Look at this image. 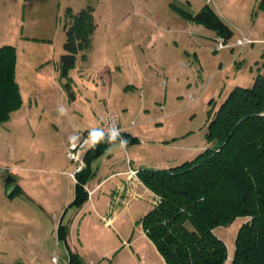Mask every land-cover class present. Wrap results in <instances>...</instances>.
<instances>
[{
  "label": "rangeland",
  "instance_id": "374dc122",
  "mask_svg": "<svg viewBox=\"0 0 264 264\" xmlns=\"http://www.w3.org/2000/svg\"><path fill=\"white\" fill-rule=\"evenodd\" d=\"M259 1L206 3L232 31L225 39L226 46L216 49L215 38L221 35L215 29L186 21L175 10L195 14L204 0H189L190 4L187 0H0V46L15 48V80L20 81L22 93L20 108L0 123L1 213L24 210L30 207L28 203L38 208L47 201L53 208L48 213L53 221L51 248L64 259L63 243L56 240L55 228L64 198L72 199L73 186L58 184V168L67 162L68 175L74 163L66 158L64 146L53 142L62 134H73L69 138L78 135L84 128L101 126L86 132H102L106 112L113 113L118 123L127 125L140 138L127 146L145 161L139 169H150L151 165L161 168L157 165L160 160L171 159L179 151L187 154L182 161L167 163V168L176 166L212 146L205 138L208 111L214 113L234 86L250 87L256 74L264 73V42L256 40L264 38V11ZM87 5L94 8L96 28L86 59L78 55L68 73L74 95L68 100L58 72L64 53V14L67 7L77 12ZM243 36L252 43L237 45ZM122 163L125 154L117 155L114 166ZM5 171L23 177L20 180L34 202H24L20 196L12 200L6 197ZM142 195L121 202L126 208L119 221L129 229L127 237L131 235L134 243L124 246L113 264H162L142 238H135L138 231L133 220L152 206L149 196ZM246 219L236 218L228 226L214 229L227 253H233L236 233ZM19 253L0 252V260L15 264L13 260L19 255L26 264L37 263Z\"/></svg>",
  "mask_w": 264,
  "mask_h": 264
},
{
  "label": "trees",
  "instance_id": "16d2710c",
  "mask_svg": "<svg viewBox=\"0 0 264 264\" xmlns=\"http://www.w3.org/2000/svg\"><path fill=\"white\" fill-rule=\"evenodd\" d=\"M259 8L264 11V0L259 1ZM175 10L188 21L212 27L224 38L232 33L207 4L195 14ZM93 12L91 5L77 12L65 9L64 53L58 72L68 100L74 99L69 70L75 67L78 55L86 59L91 47L96 28ZM15 61V48L0 46V123L7 122L22 104ZM208 116L205 138L212 146L176 166L138 169L139 180L161 200L137 223L165 264H224L227 247L214 229L228 226L236 218H248L236 233L230 264H264V73H257L250 87L234 86L214 113L208 111ZM103 134V139L86 151L85 167L75 173L70 205L77 208L88 197L84 186L91 176L92 160L121 139L128 140V145L139 142L137 136L125 131L114 143H109L111 133ZM3 181L6 190L12 187L8 195L18 190L14 174L5 171ZM67 234V225L58 222L57 239L66 244ZM67 258L70 264H85L70 249Z\"/></svg>",
  "mask_w": 264,
  "mask_h": 264
},
{
  "label": "crops",
  "instance_id": "0c3cea01",
  "mask_svg": "<svg viewBox=\"0 0 264 264\" xmlns=\"http://www.w3.org/2000/svg\"><path fill=\"white\" fill-rule=\"evenodd\" d=\"M188 3L189 0H187L186 4ZM204 4H206L205 0L202 6ZM256 40L264 42V38ZM43 65H41L42 68ZM16 72L17 68L15 65V73ZM17 82L19 84L20 94H22L20 81L18 79ZM108 113L111 112H106L101 123L104 122ZM119 126L122 128V131L137 136L128 128L127 125L122 126L119 123ZM100 127L94 126L92 129L84 128L82 132L86 130H95ZM72 135L73 134H69V137ZM69 137L65 134H62L57 142H53V144H56V146H64L63 151L65 152V156L66 143ZM119 145L120 143L112 145L109 147L112 148V151H109L108 148L90 163L89 167L91 176L84 186L88 197L86 202L79 208L70 205V202L74 198L75 185L74 182L70 181L68 175H65V171L66 169H70V165H67V162L59 165L60 168H58V174L61 178L58 181V184H64L66 185V188L67 186H73L72 199L69 198V196L64 198L63 204H61L60 208V211L63 210V213L60 217V220L58 221L63 224V218L69 210V213L66 216L65 224H63L67 225L68 227L66 244L62 242L64 247V255H66V257L68 249H70V251L78 253L85 264H113V261L118 255L119 251L124 246L132 247V244L134 243V239L132 240L131 235L127 237L129 229L123 227L121 221H119L123 210L126 208V206H122L121 202H124L128 199L133 200L135 197H138L142 194H147L151 204L152 192L139 180L138 176L132 178L127 176L129 169L138 170L140 168L139 164L145 163V161L139 160V158L136 157L132 150V146H126L125 149L121 150ZM122 154H125V163H122L119 166H114L117 155L122 157ZM185 157H187V154L183 155L182 152L179 151L171 159L160 160L158 162L159 164L157 165H159L161 168H157L158 166L152 167L151 165L150 169L167 168V163H176L178 161H182ZM11 174L13 173L11 172ZM14 176L16 179L15 184L17 185L18 190L16 192L14 191L11 195H8L7 191H5L6 197L9 200H12L15 197L20 196L22 198L21 200L24 202L29 200L34 202L31 192L25 188V185L20 180L22 176L19 173H14ZM38 179L40 180V178ZM55 183L56 182L53 183L54 188H56ZM140 190L142 193H139ZM89 191L91 192L90 194H88ZM136 194L138 195L135 196ZM28 205L30 207L25 206L23 207L25 208L24 210L22 208L19 210H10V214L8 212L7 214L1 213L0 210V252L5 254L10 253L11 251L20 252L24 255H27L28 257H31L32 259H35L37 261L36 264H45V262H47V264H51V260L49 259L51 252L54 250L51 248V227L53 221L52 218L49 217L48 213L51 212L53 208H50L47 201L39 204L38 208L30 205L29 203ZM72 207H74V209ZM151 208L152 206L146 208L139 218H136L135 220H133L134 218L131 219V221L133 220L134 225L137 226L136 228L138 232L135 238H142L145 242V246L152 256L158 258L162 264H165L162 256L158 253L149 238L145 235L141 224L137 223V221ZM55 238L57 241H59L56 237V234ZM13 246H15V248ZM139 249L141 250V248ZM227 254V260L224 264L231 263L233 253ZM94 255H97L98 258ZM13 261H15V264H26V262L23 261L19 255L16 256ZM38 261H41V263ZM0 264L6 263L0 260Z\"/></svg>",
  "mask_w": 264,
  "mask_h": 264
},
{
  "label": "built area",
  "instance_id": "2783aa9c",
  "mask_svg": "<svg viewBox=\"0 0 264 264\" xmlns=\"http://www.w3.org/2000/svg\"><path fill=\"white\" fill-rule=\"evenodd\" d=\"M206 3H210L213 0H205ZM224 37L218 36L215 38L216 41V46L215 48H222L226 46ZM252 43V40L249 39L247 36H243L242 38L237 39L236 44L239 45L240 47H243L246 44ZM119 131V134L122 132V128L119 126V123L116 119V116L113 115L112 113L107 115L106 122L104 123V126L102 128L103 132H108L112 133L117 130ZM92 133V132H91ZM90 132H81L78 133V135H75L71 138L68 139L67 144H66V156L67 158L74 163V167L72 171L68 172V175L75 180V173L80 171L85 167V162H84V155L86 151L93 145L94 141L90 139ZM118 134V135H119ZM137 169H129L127 176L132 178V177H137ZM91 192L89 191L88 194ZM160 197L158 195H155L152 192V200L151 203L152 205H157L160 203ZM57 227V226H56ZM56 231V228H55ZM56 234V233H55ZM51 262L52 264H70L69 259L65 257L62 259L56 251H53L51 253Z\"/></svg>",
  "mask_w": 264,
  "mask_h": 264
},
{
  "label": "clouds",
  "instance_id": "9594fccd",
  "mask_svg": "<svg viewBox=\"0 0 264 264\" xmlns=\"http://www.w3.org/2000/svg\"><path fill=\"white\" fill-rule=\"evenodd\" d=\"M59 111L61 112V114H64V111H65V110H64L63 107H61V108L59 109ZM119 131H120V130L118 129L117 131L111 133V135H110V137H109V143H114V142L117 140V136H118V134H119ZM103 136H104L103 132H95V133H91V134H90V139H91L92 141L98 143L100 140L103 139ZM128 143H129L128 140L121 139V140H120V145H119V146H120V149H121V150L125 149L126 146L128 145ZM108 150H109V151H112V148H109Z\"/></svg>",
  "mask_w": 264,
  "mask_h": 264
},
{
  "label": "water",
  "instance_id": "95a60500",
  "mask_svg": "<svg viewBox=\"0 0 264 264\" xmlns=\"http://www.w3.org/2000/svg\"><path fill=\"white\" fill-rule=\"evenodd\" d=\"M11 188H12V187H11ZM11 188H10V187L8 188V191H7L8 193L10 192Z\"/></svg>",
  "mask_w": 264,
  "mask_h": 264
}]
</instances>
